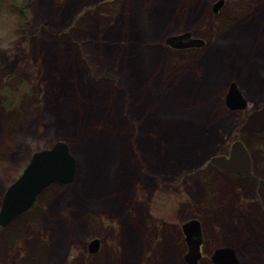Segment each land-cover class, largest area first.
Listing matches in <instances>:
<instances>
[{
    "label": "rangeland",
    "instance_id": "374dc122",
    "mask_svg": "<svg viewBox=\"0 0 264 264\" xmlns=\"http://www.w3.org/2000/svg\"><path fill=\"white\" fill-rule=\"evenodd\" d=\"M20 1L0 0V100L7 96L13 102L12 107L0 102V123L7 115L13 123L21 111L27 123L37 121V134L45 129V111L50 110L57 128L69 130L56 141H66L77 157L76 178L63 187L76 196L57 209V215L63 211L62 221L55 216L45 224L41 220L53 209V186L44 191L39 196L42 216L21 215L20 234L13 243H4L0 264H30L25 255L45 241L54 242L63 224L82 228L56 258L46 257L42 264H188L182 223L191 218L200 219L203 228L200 264H215L211 256L222 246L235 249L239 264H264V207L258 194L264 180V131L239 135L246 116L264 104L260 24L243 23L235 30L231 23L217 37L215 24L219 17L227 18L229 0L219 12L214 11L215 0L213 23L168 33L160 42L161 60L148 64L143 49L119 45L142 20L158 17L151 13L160 11L154 3L33 0L23 13L19 6L14 9ZM157 5L164 7L162 13L167 9L166 3ZM146 9L150 12L142 17ZM203 29L211 41L200 33ZM186 31L206 44H166L167 36ZM110 41L117 44V56L106 53ZM130 47L133 51L126 55ZM172 49L183 53L173 55ZM12 78L23 85L16 92ZM232 82L248 99L246 109L227 106L224 96ZM31 104L40 107L30 109ZM100 135L115 154L113 189L106 202L90 205L88 195L84 203L79 197L82 180L93 178L87 168L93 165L92 147H102ZM238 138L251 153V177L211 167V157L225 154ZM31 141L24 150L30 158L47 148H32ZM6 174L0 173V201L13 182ZM2 232L0 228V242ZM95 237L101 245L91 253Z\"/></svg>",
    "mask_w": 264,
    "mask_h": 264
},
{
    "label": "trees",
    "instance_id": "16d2710c",
    "mask_svg": "<svg viewBox=\"0 0 264 264\" xmlns=\"http://www.w3.org/2000/svg\"><path fill=\"white\" fill-rule=\"evenodd\" d=\"M34 1L22 0L20 1V5V2L18 4H15L14 9L16 8V6H19L18 8H20L24 13V7L26 8L27 5H31ZM214 1L215 0H148V2H145L144 0L145 4L150 5L154 3V5H156L160 10L157 12L151 11L152 14L156 13V15L159 17H157L158 22L155 19V23L157 24V26L156 24H154V27L152 24H150L152 23V20H150L151 22L146 20V22L148 23L143 22L142 29H144V33L141 34L139 40L137 41L134 37L135 31H137V27H135V29L133 28V32H131L132 35L127 37V41L125 40V42H121L122 45L120 44L119 47L124 48L127 47V45H132L131 47H133V49L141 48L143 49L142 57L148 58L147 62L155 63L162 58V55L159 54L160 42L164 39L166 34L184 29H195V26H200L204 22H207L206 24H208L215 21H213L214 13L211 9L212 3ZM162 3H166L165 7H167L168 9V13H165H167V17H163L165 13H162L161 11V8L164 7H162L161 5H157ZM148 12L150 11L146 9L142 17L146 16ZM225 16H227V18L225 17V19H221L219 17V19H217V23L215 24L218 30L217 37H219L220 34L224 32V30L227 31L231 23H235V26L232 27L235 30H238L240 25H243V23H247V26L249 27H253V24H260V28L262 27L261 30L263 29L264 32V0H229ZM245 18L247 19V21L244 20ZM237 19H239V21H237ZM147 24H149V26ZM206 30L207 29L200 30V33H207L208 39L210 40L209 32H207ZM110 42L113 43L112 41ZM131 47L130 49H126L128 50L126 55L133 51H131ZM163 47L164 46H162V48ZM110 51L111 50H109L108 48L106 49V53L112 55ZM171 53L173 55H177L182 54L183 52L172 49ZM115 55L117 56V54ZM19 79L12 78V80H10V82H13L12 84L10 83V85L15 87L14 92H16V88H19L21 86L23 87ZM112 86H114V84ZM114 87L116 88V86ZM152 90L153 92L155 91V86L153 85ZM3 98V100H0L3 105L8 107L13 106L12 99L7 96L6 98ZM38 105L39 104H36L35 106L31 104V106L28 107L30 109H39L40 106ZM19 110H21V108ZM45 112L46 114L44 115L43 119V122H45V129L37 134L34 132L35 124L38 125L37 121L27 123L25 120H23L24 116L21 111L17 112V118L13 119V123L10 121L11 118L9 115H7V117L5 116L4 120L0 123V173L6 172L7 174L4 176H9V182L14 181L19 176L20 170H22L29 161L30 156L24 152L26 144L25 142L28 143L29 140H32V148L42 146L49 147L53 145V143L59 136L60 138H66V134L64 133H67V131L69 130H67L66 128L58 129L54 122L55 119H53L54 117L52 116L50 110H46ZM26 123L28 124V126L25 125ZM71 130L74 129L71 128ZM101 137L104 136H98V140L101 139L103 143L101 144L102 147H100V149L98 150H95L92 147V155L90 157V160L92 161L93 165L91 168H87L88 171H91L93 178L90 181L86 179L83 182L82 180V191L79 197L84 203V199H87L86 195H88V197L90 198L88 199L91 202L90 205H93L94 203L106 202L109 199L108 197L110 195L107 192H110V190L113 189L112 172L114 168L113 164H115V154L114 152L111 153L109 151V149L105 146V138ZM92 144L93 143H91V146H93ZM9 169L15 171H4ZM84 174L86 175L85 172ZM52 186L53 187L51 190L53 191L54 196L50 198L52 200L50 202V207H53L54 210L51 209L43 216L41 221L45 224H48L49 220H52V218H55V216L58 217V219L56 220H61V217H63L61 215L63 211L61 212L59 210L61 208L63 209L64 205H67L70 201H72L73 197L76 196V194H71V189L63 191V184H53ZM48 189L49 188H47V190ZM40 199L41 197L37 199L32 209L28 210L29 212L34 213V218L41 217L43 213V210L39 208ZM87 205L89 204L87 203ZM96 207H98V204ZM58 208L59 210L57 215L56 211ZM21 218L23 217H18L17 219L12 221L10 225L1 229V231H3L1 240H3L4 242H0V248H2L0 252L3 253V249L5 248L4 243H6L7 245L10 242L13 243L15 237L20 234V232H18V228ZM80 228H82V225L77 224L75 229L79 230ZM20 230L23 232V227H21ZM10 232H12L11 238L8 239L6 235H8ZM73 234L75 236L73 226L63 224L58 229V233L54 239V242L51 241L50 244V241H45L40 244V246H38L35 250L31 249L30 252L25 255V263L29 262L30 264H42L41 261L46 257L49 260L54 257L56 258L57 255L62 252V248L65 247L67 240L71 239ZM48 252L49 254L47 256ZM73 261H75V259Z\"/></svg>",
    "mask_w": 264,
    "mask_h": 264
},
{
    "label": "water",
    "instance_id": "95a60500",
    "mask_svg": "<svg viewBox=\"0 0 264 264\" xmlns=\"http://www.w3.org/2000/svg\"><path fill=\"white\" fill-rule=\"evenodd\" d=\"M225 0L214 4V11L219 12ZM167 45L172 48L202 47L206 40L193 37L191 31L171 34L165 38ZM226 93L227 106L235 109H246L248 99L242 94L236 82L230 83ZM239 127V134L246 132L264 131V104L254 109ZM228 154H218L211 157V163L221 170L234 172L241 175L252 174V157L249 149L242 139H236L229 148ZM77 157L71 146L64 140L56 141L52 146L35 151L20 175L14 180L1 199L0 227L10 224L15 218L32 208L39 195L54 183L71 184L77 175ZM258 194L264 205V180L260 181ZM201 220L191 218L182 223L188 251L185 260L188 264H200L202 257L201 243H203V228ZM101 239L94 238L89 243L91 253L98 252ZM212 261L215 264H239L236 251L230 246L218 247L214 250Z\"/></svg>",
    "mask_w": 264,
    "mask_h": 264
},
{
    "label": "bare ground",
    "instance_id": "6f19581e",
    "mask_svg": "<svg viewBox=\"0 0 264 264\" xmlns=\"http://www.w3.org/2000/svg\"><path fill=\"white\" fill-rule=\"evenodd\" d=\"M168 11V9H166L163 13H165V12H167ZM168 13V12H167ZM167 13H165L164 15H163V17H167ZM169 13H170V11H169ZM67 17H69V14L67 15ZM155 19H156V21L158 22V19H157V17H154L153 18V20H152V23H150V24H152L154 27H155V25L154 24H156L155 23ZM143 22H146V20H142V23H140V25L138 24L137 25V27H139V28H137V31H135V34H134V37H135V39L138 41L139 40V38H140V36H141V34H143L144 33V29H142L143 28ZM151 22V21H150ZM146 23H148V22H146ZM148 26H149V24H147ZM156 26H157V24H156ZM167 35V34H166ZM165 35V36H166ZM105 46H107L106 47V49L108 48V49H110L112 52V55H114V53H116V52H114V50L116 49L117 50V45H116V43H111V42H106V45ZM133 57H135V55L133 56ZM150 61V60H149ZM147 63H149V62H147ZM74 231H75V233H77L78 231H80V229L79 230H77V229H75L74 228Z\"/></svg>",
    "mask_w": 264,
    "mask_h": 264
},
{
    "label": "flooded vegetation",
    "instance_id": "af4514ba",
    "mask_svg": "<svg viewBox=\"0 0 264 264\" xmlns=\"http://www.w3.org/2000/svg\"><path fill=\"white\" fill-rule=\"evenodd\" d=\"M228 152V151H227ZM227 152H225V153H227ZM211 164V167L213 168V169H217V170H219V168H217L216 166H214L212 163H210ZM207 168H209V165H207V166H205V167H203V169L205 170V169H207ZM219 171H222V170H219ZM224 172H226V171H224ZM228 173H231V172H228ZM231 174H233V175H236L237 177L238 176H240V177H244V176H242V175H240V174H236V173H231ZM252 175H249V177H251Z\"/></svg>",
    "mask_w": 264,
    "mask_h": 264
}]
</instances>
